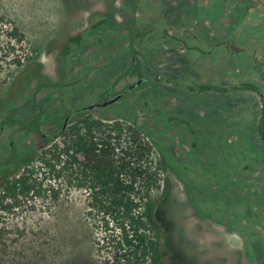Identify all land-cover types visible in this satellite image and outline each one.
Wrapping results in <instances>:
<instances>
[{"label": "rangeland", "instance_id": "1", "mask_svg": "<svg viewBox=\"0 0 264 264\" xmlns=\"http://www.w3.org/2000/svg\"><path fill=\"white\" fill-rule=\"evenodd\" d=\"M131 48L143 77L264 89V0H0V125L11 114L34 121L40 112L22 107L35 100L44 104L42 133L56 135L69 112L137 82L119 79ZM91 116L135 125L150 140L167 264H259L264 143L256 95L145 83ZM46 146L9 125L0 133V172ZM28 170L33 191L18 192L1 211L0 264H95L86 192L40 164Z\"/></svg>", "mask_w": 264, "mask_h": 264}, {"label": "trees", "instance_id": "2", "mask_svg": "<svg viewBox=\"0 0 264 264\" xmlns=\"http://www.w3.org/2000/svg\"><path fill=\"white\" fill-rule=\"evenodd\" d=\"M17 33L15 29L12 35ZM172 82L196 92L250 90L262 94V89L253 83L196 88ZM261 99L259 132L264 139L262 95ZM22 108L40 113L31 122L11 119V114L1 123L0 133L3 128L17 124L22 131L40 136L47 146L16 167L0 172V218L1 211L11 208L8 200L16 199L18 192L28 195L33 191L34 170L28 174V167L33 164L34 168L37 163L57 178L67 177L86 192L95 264H167L157 222V203L152 194L161 186L160 167L153 162V146L144 133L135 125L107 122L93 118L89 111L79 110L72 113L65 130V119L57 120L58 134L48 137L38 122L44 104L29 100Z\"/></svg>", "mask_w": 264, "mask_h": 264}, {"label": "flooded vegetation", "instance_id": "3", "mask_svg": "<svg viewBox=\"0 0 264 264\" xmlns=\"http://www.w3.org/2000/svg\"><path fill=\"white\" fill-rule=\"evenodd\" d=\"M131 52H132V55H133V59H132V64H131V67L129 68V70L123 75V76H121L119 79L121 80V79H124V78H126V77H129V76H137L138 77V80H137V82H135V83H133V84H131V85H129V86H127L121 93H119V94H117L116 96H118V95H122V97L120 98V99H122L125 95H127L130 91H132L133 89H135L136 87H138V86H141V85H143V84H163V83H167V84H171V85H174V86H177V87H180V88H183V89H185V90H188V91H191V92H194V93H202V94H205V93H219V94H227V93H231V92H250V93H252V94H254V95H256L258 98H259V101H260V116H259V119H258V121H257V132H258V135H259V137H260V139H261V141L264 143V139L261 137V135H260V132H259V122H260V120H261V117H262V108H263V102H262V99H261V95L264 97V89H263V87L261 86V85H259V84H257V83H255V82H241V83H239V84H235V85H218V84H201V85H198V86H193V85H189V84H185L184 82H182V81H180V80H177V79H174V78H170V77H161V76H157L156 74H150L148 77H143L142 76V73H141V70L139 69V60H138V53H137V51L135 50V49H133V48H131ZM244 59L245 60H243V63L245 62V65H247V67L249 66V64H247V61L249 60V57H247V56H244ZM246 67V68H247ZM140 80H142V83H140V84H138V82L140 81ZM172 81H174V82H181V83H183L184 85H186V86H192V87H199V86H202V85H218V86H224V87H229V86H240L241 84H244V83H253V84H255V85H257L258 87H260L261 89H262V94L261 95H259L258 93H256V92H253V91H250V90H236V91H230V92H227V93H220V92H216V91H209V92H196V91H192V90H190V89H187L186 87H182V86H180V85H177V84H175V83H173ZM116 96H114V97H116ZM114 97H112V98H114ZM112 98H110V99H112ZM119 99V100H120ZM109 100V99H108ZM118 100V101H119ZM107 101V100H106ZM103 102H105V101H103ZM103 102H97V103H94V104H99V103H103ZM117 102V101H116ZM115 102V103H116ZM42 103V102H41ZM94 104H91V105H94ZM114 104V103H113ZM91 105H89V106H91ZM112 105V104H111ZM89 106H87V107H85L84 109H79V110H84V111H89V112H93V111H90V110H88V107ZM108 106H110V105H108ZM107 107V106H106ZM100 108H104V107H100ZM100 108H98V109H100ZM79 110H77V111H79ZM95 110H97V109H95ZM39 111V110H38ZM74 112H76V111H74ZM74 112H69L67 115H66V117L64 118L65 119V122H64V124H63V130H65L66 129V127H67V125H68V123H69V121H70V119H71V117H72V113H74ZM67 118H68V120H67ZM172 118H176V119H172ZM61 120H63V119H61ZM60 120V121H61ZM171 120H173V121H180V122H183V120L182 119H179V118H177V117H171ZM56 125H57V128H58V131H59V124L56 122ZM4 129V128H3ZM44 134V133H43ZM58 134V133H57ZM56 134V135H57ZM45 136H48V137H50V136H56V135H48V134H44ZM257 203V202H256ZM259 245H260V249L261 250H259V252H260V254H259V252L257 253V256H260V261L258 262L259 264H264V238L259 242Z\"/></svg>", "mask_w": 264, "mask_h": 264}, {"label": "water", "instance_id": "4", "mask_svg": "<svg viewBox=\"0 0 264 264\" xmlns=\"http://www.w3.org/2000/svg\"><path fill=\"white\" fill-rule=\"evenodd\" d=\"M140 83H142V80H140V81L138 82V84H140ZM121 97H122V95H118V96H116V97H114V98H112V99H109V100H107V101H105V102H103V103H99V104L91 105V106L88 107V110L93 111V110L98 109V108H100V107H106V106H108V105H111V104L115 103V102L118 101ZM67 120H68V118H67Z\"/></svg>", "mask_w": 264, "mask_h": 264}]
</instances>
